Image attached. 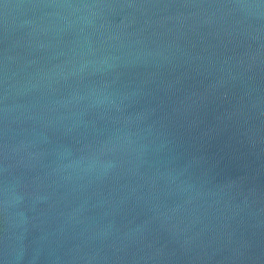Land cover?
<instances>
[{
  "label": "water",
  "instance_id": "1",
  "mask_svg": "<svg viewBox=\"0 0 264 264\" xmlns=\"http://www.w3.org/2000/svg\"><path fill=\"white\" fill-rule=\"evenodd\" d=\"M0 264H264V0H0Z\"/></svg>",
  "mask_w": 264,
  "mask_h": 264
}]
</instances>
